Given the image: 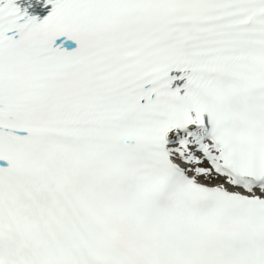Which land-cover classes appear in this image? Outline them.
<instances>
[{
    "label": "snow or ice",
    "instance_id": "6c2138e0",
    "mask_svg": "<svg viewBox=\"0 0 264 264\" xmlns=\"http://www.w3.org/2000/svg\"><path fill=\"white\" fill-rule=\"evenodd\" d=\"M0 264H264V0H0Z\"/></svg>",
    "mask_w": 264,
    "mask_h": 264
}]
</instances>
